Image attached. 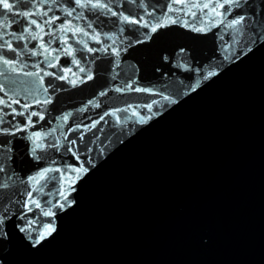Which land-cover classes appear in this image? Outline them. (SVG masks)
<instances>
[{
	"label": "water",
	"instance_id": "obj_1",
	"mask_svg": "<svg viewBox=\"0 0 264 264\" xmlns=\"http://www.w3.org/2000/svg\"><path fill=\"white\" fill-rule=\"evenodd\" d=\"M10 2L0 97L30 107L0 105V264H264V0L226 3L223 16L192 5L224 0ZM117 109L119 121L90 128ZM45 168L63 172L34 186Z\"/></svg>",
	"mask_w": 264,
	"mask_h": 264
},
{
	"label": "snow or ice",
	"instance_id": "obj_2",
	"mask_svg": "<svg viewBox=\"0 0 264 264\" xmlns=\"http://www.w3.org/2000/svg\"><path fill=\"white\" fill-rule=\"evenodd\" d=\"M75 2H76V4H77L80 8H88L89 6H90L91 8H107V7H108L107 4L100 3L99 0H97V3H94V4L92 3V0H86L85 3H81V0H75ZM226 3H228V4H235V5L238 6V4H239V0H224V2H216V3H214V5H210V4H208V3H205V4H203V5H200V4H193L192 7H193V8H203V9H209V8H211V11H212V13H213L214 15H216V16H223L224 13H223V12H220V11H217V9H224ZM0 8H2L3 10H6L7 13L11 14V13L13 12L14 5H13V3L10 2V0H0ZM169 10L171 11L172 9L170 8ZM65 11H66V13H67L68 16H71V15H72V12H71V11H67V9H66ZM73 11H74V10H73ZM109 11H111V10L109 9ZM192 14L195 15V13H192ZM23 15L26 16V17H30V16L33 15V13L25 12V13H23ZM35 15H41V13H35ZM43 15H47V12H44ZM112 15H113V16H116L117 13H116V12H112ZM55 19H59V18H58V17L53 18L52 20H48V21H46L45 23L52 24V23L55 22ZM120 19H121V21H123V22H125V23H130V24H138V23H140L138 20L130 19L128 16H123V15H121V16H120ZM243 20H244V17H243V16H240L238 19H233V20H231V21L227 24V27H228V28H234V27H236L237 25H240V24L243 22ZM174 22H175V21H173V23H174ZM217 23H223V21H222V20H218ZM30 24H31V25H35L36 27H41V25L38 24L37 20H35V19H31ZM160 26H161V25L157 24L156 26L152 27L151 30H152L153 32H155V31L157 30V28L160 27ZM3 27L7 28L8 25L5 23V24L3 25ZM89 27H91V26L89 25ZM64 30H66V31H73L74 34H75L76 32H84V30L81 29V28H76V29L73 30V29H71V28H68L67 26H65V29H64ZM196 30H197V31H201L202 29H196ZM237 30H238V29H237ZM27 31L31 32V27H29V28L27 29ZM84 34L87 35L86 32H84ZM38 35H39V34L33 35V36H32V39H34V40L37 39V36H38ZM2 39H3V38L0 37V40H2ZM17 39H25V37L23 36V34H21L19 37H17ZM93 39H98V37H97V36H94ZM65 43H67V40H65ZM81 43H84V42L81 41ZM40 46H41V48H44V47H45L44 44H43V42L41 43ZM4 47L9 48V49H10L11 51H13V52L15 51V49L12 48V45H11L10 43H7V44H5V43H0V48H4ZM105 50H107V49H105ZM45 51H48V49L45 48ZM65 51L67 52V54H68L69 56H71V55H72L71 45H69L68 48L65 49ZM88 51H89V52H92V51H94V49H92V48H88ZM113 51H115V49H113ZM35 54H36V53L34 52L33 55H35ZM49 54H51V53H49ZM115 54L118 56V55H119V52L116 51ZM57 59H58V57H57ZM3 63H4V64H9L10 61H9V60H4ZM72 63L78 65L80 62H79L78 60H75V58H73ZM52 66L55 67V65H52ZM64 71H65V72H70L71 69H64ZM80 71L83 72L84 69L81 68ZM44 74H45V75H54V73H47V72L44 73ZM29 75H32V73H29ZM208 75H209V76H212V75H214V73L209 72ZM57 78H58V79H67L66 76H59V77H57ZM41 79H43V77H41ZM88 79H92L91 75L88 76ZM70 82H71L73 85H75V84L77 83L76 80H72V81H70ZM129 87H130V86H129ZM134 90L137 91V92H141V91H143V92H152V89H141V88H136V89H134ZM0 91H2V89H0ZM43 91H44V92H47V89L45 88V89H43ZM117 91H122V89H117ZM100 95H104V93H100ZM8 99L11 100V98H8ZM164 99H168V97H164ZM49 102H50V98H49L48 100L45 101V103H49ZM13 103L19 105V104H20V101H19V100H11V103H8V102L5 100L4 97H0V105H4V106L10 108L12 113H15V114L20 115V116H23V115L25 114V111L30 107V105H28V104H23V105H21V108H22L24 111L17 112V109H16V108H12V104H13ZM37 103H39V101H37ZM91 103H92V102L89 101V104H91ZM154 103H156V102L153 101V103L147 104V105H145V107L148 108V109H151V108L153 107V104H154ZM97 106H98V105H97ZM0 111H3V109L0 108ZM119 111H121V110L117 109V110L112 111L111 113H109V112H105V113L100 117L99 120H97L96 122H94V123H92V124L90 125V128H95L96 125L100 122V120H103L105 116H109V115L115 117V118L119 121V120H120V117L117 115V113H118ZM123 111H124V112H127L128 109H124ZM132 111H133V115H134V116L138 114L134 109H133ZM37 115H39V113H37V112H31L30 115L28 116V124H26V125L24 126V128H27L29 125H31V123H32V121H31V117H32V116H37ZM69 115H71V114H69ZM43 118H44L43 116H40V119H43ZM67 119H68V115H66V116L64 117V120H67ZM141 122H144L143 119H141ZM0 123H3V119H2V118H0ZM77 128H79V126H77ZM22 130H23V129H17V131H22ZM0 131H3V132H5V133H7V132H8V129H2V130H0ZM34 136H35L37 139H39V138H40V133H34ZM71 143H72L73 145H75V141H72ZM41 147H42V145H40V144H37V145H36V148H41ZM69 150H70V149H69ZM32 155L35 156L36 159H40L39 156H36V149H35V148L32 150ZM73 155H75V153H73ZM0 171H2V169H0ZM73 171H75L76 173H79V172H81V171H87V169H83V168H74ZM50 172L62 173L63 170L60 169V168H45L44 170L38 172V173L36 174V176H30V177H29V180L33 182V185H34V186H35V185H38V184H40V181L48 179V173H50ZM51 179L54 180V179H56V177L53 176V177H51ZM68 183L71 184V181H68ZM6 186H7V185H4V187H6ZM39 190L42 191L43 189L41 188V189H39ZM28 196H29V198H30V197L32 196V193L29 192V193H28ZM60 196H63V198H64L65 201L68 200V196H67L64 192H61V193H60ZM29 204H34L36 208H40V207H41L40 203L37 202V201H35V200H31V199H30V200H29ZM56 207L63 208V207H64V204H63V203H59V204H56V205H53V206H52V208H56ZM52 208H49V210L44 211V212L42 213V215H43L44 217H53V216H55L56 213L52 210ZM28 211H32V208H31V207H28ZM34 222H35V221H33V223H34ZM3 224H4V220H3L2 218H0V226H3ZM24 230H25V229L21 228V231H24ZM54 231H55V228H54L51 224H48V225L46 226L44 232L40 235V240H43V239L45 238V236L50 235V234H51L52 232H54ZM37 243H39V241H37Z\"/></svg>",
	"mask_w": 264,
	"mask_h": 264
}]
</instances>
